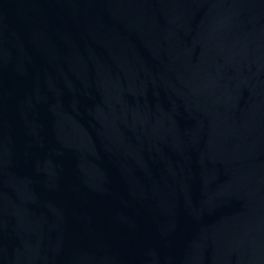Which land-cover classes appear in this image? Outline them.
Returning a JSON list of instances; mask_svg holds the SVG:
<instances>
[{"label":"water","instance_id":"obj_1","mask_svg":"<svg viewBox=\"0 0 264 264\" xmlns=\"http://www.w3.org/2000/svg\"><path fill=\"white\" fill-rule=\"evenodd\" d=\"M0 264H264V0H0Z\"/></svg>","mask_w":264,"mask_h":264}]
</instances>
